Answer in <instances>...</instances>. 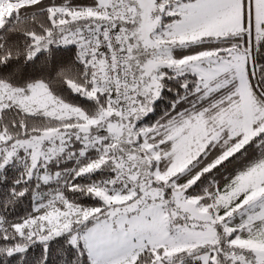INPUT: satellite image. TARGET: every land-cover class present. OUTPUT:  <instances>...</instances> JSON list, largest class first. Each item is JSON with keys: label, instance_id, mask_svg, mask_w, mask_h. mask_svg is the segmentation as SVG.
Here are the masks:
<instances>
[{"label": "snow or ice", "instance_id": "1", "mask_svg": "<svg viewBox=\"0 0 264 264\" xmlns=\"http://www.w3.org/2000/svg\"><path fill=\"white\" fill-rule=\"evenodd\" d=\"M0 264H264V0H0Z\"/></svg>", "mask_w": 264, "mask_h": 264}]
</instances>
